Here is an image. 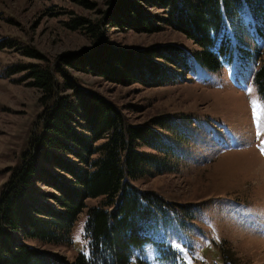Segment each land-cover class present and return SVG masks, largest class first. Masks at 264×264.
I'll use <instances>...</instances> for the list:
<instances>
[{
  "label": "trees",
  "instance_id": "trees-1",
  "mask_svg": "<svg viewBox=\"0 0 264 264\" xmlns=\"http://www.w3.org/2000/svg\"><path fill=\"white\" fill-rule=\"evenodd\" d=\"M109 3L102 19L77 16L67 23L93 39L91 48L61 54L54 64L25 48L24 55L45 63L10 69L26 71L23 79L42 92L44 109L42 130L30 137L0 194V264H149L136 252L156 245L152 232L193 206L170 203L138 184L171 170L174 143L184 134L174 117L161 114L132 123L115 102L83 86L72 71L123 86L174 85L192 65L219 70L233 60L235 49L250 55L245 28L264 42V0ZM111 26L146 34L172 28L196 48L177 43L116 46L106 38ZM256 81L264 94V64ZM89 199L99 202L89 207ZM85 210L87 253L71 260L31 243L72 244V229Z\"/></svg>",
  "mask_w": 264,
  "mask_h": 264
},
{
  "label": "rangeland",
  "instance_id": "rangeland-1",
  "mask_svg": "<svg viewBox=\"0 0 264 264\" xmlns=\"http://www.w3.org/2000/svg\"><path fill=\"white\" fill-rule=\"evenodd\" d=\"M89 2L90 7L75 0H0V194L30 137L42 130L44 109L42 92L23 79L26 71L10 69L45 63L24 55L25 48L39 51L50 64L61 54L91 48L93 39L84 30L67 25L77 16L102 19L110 7L109 0ZM243 32L250 55L235 49L233 60L219 70L192 65L187 77L174 85L123 86L72 71L83 86L115 102L132 123L170 114L184 130L174 143L171 170L138 182L170 203L193 205L187 213L172 214L167 226L152 232L156 245L136 252L135 257L149 264H264V105L257 108L258 137L250 103L264 97L256 81L264 64V42L254 38L251 29ZM106 38L121 47L177 43L196 48L172 28L146 34L111 26ZM248 87L254 91L248 93ZM98 202L89 199L87 205ZM85 213L72 229V244L31 243L71 260L87 253Z\"/></svg>",
  "mask_w": 264,
  "mask_h": 264
},
{
  "label": "snow or ice",
  "instance_id": "snow-or-ice-1",
  "mask_svg": "<svg viewBox=\"0 0 264 264\" xmlns=\"http://www.w3.org/2000/svg\"><path fill=\"white\" fill-rule=\"evenodd\" d=\"M254 90L251 87L247 88L248 93H252ZM250 103L252 105V111H253V122L257 129V136H260L261 133V121L257 112V108L261 105H264V97L261 98H254L250 100ZM262 144H264V140L261 141ZM264 151V149H262ZM79 239V237H77Z\"/></svg>",
  "mask_w": 264,
  "mask_h": 264
}]
</instances>
